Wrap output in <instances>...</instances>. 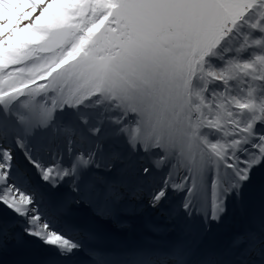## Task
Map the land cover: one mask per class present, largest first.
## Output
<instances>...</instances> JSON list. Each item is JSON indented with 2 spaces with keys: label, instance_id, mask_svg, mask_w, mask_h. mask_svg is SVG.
Returning <instances> with one entry per match:
<instances>
[{
  "label": "snow or ice",
  "instance_id": "1",
  "mask_svg": "<svg viewBox=\"0 0 264 264\" xmlns=\"http://www.w3.org/2000/svg\"><path fill=\"white\" fill-rule=\"evenodd\" d=\"M12 252L264 264V0H0Z\"/></svg>",
  "mask_w": 264,
  "mask_h": 264
},
{
  "label": "bare ground",
  "instance_id": "2",
  "mask_svg": "<svg viewBox=\"0 0 264 264\" xmlns=\"http://www.w3.org/2000/svg\"><path fill=\"white\" fill-rule=\"evenodd\" d=\"M111 231H116L114 228L111 229ZM6 257H13V258H20L22 259V257L20 256V254L12 252L6 255Z\"/></svg>",
  "mask_w": 264,
  "mask_h": 264
}]
</instances>
